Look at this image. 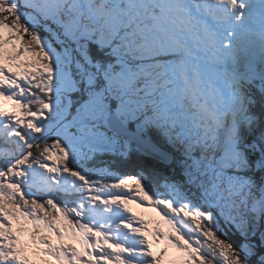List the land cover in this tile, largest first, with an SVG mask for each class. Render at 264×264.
<instances>
[{
	"label": "snow or ice",
	"instance_id": "obj_1",
	"mask_svg": "<svg viewBox=\"0 0 264 264\" xmlns=\"http://www.w3.org/2000/svg\"><path fill=\"white\" fill-rule=\"evenodd\" d=\"M0 264H264V0H0Z\"/></svg>",
	"mask_w": 264,
	"mask_h": 264
},
{
	"label": "rangeland",
	"instance_id": "obj_2",
	"mask_svg": "<svg viewBox=\"0 0 264 264\" xmlns=\"http://www.w3.org/2000/svg\"><path fill=\"white\" fill-rule=\"evenodd\" d=\"M133 208V211L136 212L138 215L143 216L144 219L150 221V226H154L155 219H150V217L143 212L142 209L136 208L135 206H130Z\"/></svg>",
	"mask_w": 264,
	"mask_h": 264
},
{
	"label": "bare ground",
	"instance_id": "obj_3",
	"mask_svg": "<svg viewBox=\"0 0 264 264\" xmlns=\"http://www.w3.org/2000/svg\"><path fill=\"white\" fill-rule=\"evenodd\" d=\"M143 212H144L145 214H147V215L150 217V219H155L154 216H153L151 213L145 212L144 210H143Z\"/></svg>",
	"mask_w": 264,
	"mask_h": 264
},
{
	"label": "trees",
	"instance_id": "obj_4",
	"mask_svg": "<svg viewBox=\"0 0 264 264\" xmlns=\"http://www.w3.org/2000/svg\"><path fill=\"white\" fill-rule=\"evenodd\" d=\"M234 243H238V240H237V238H235V237H229Z\"/></svg>",
	"mask_w": 264,
	"mask_h": 264
}]
</instances>
